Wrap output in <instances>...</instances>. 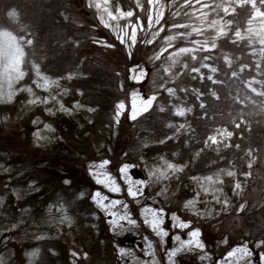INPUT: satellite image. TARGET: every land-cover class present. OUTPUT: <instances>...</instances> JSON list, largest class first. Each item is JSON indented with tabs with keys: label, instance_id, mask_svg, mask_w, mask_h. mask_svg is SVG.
<instances>
[{
	"label": "trees",
	"instance_id": "16d2710c",
	"mask_svg": "<svg viewBox=\"0 0 264 264\" xmlns=\"http://www.w3.org/2000/svg\"><path fill=\"white\" fill-rule=\"evenodd\" d=\"M163 2L173 4V0ZM87 4L88 0H0V31H11L14 35H23L25 39L33 40L32 46L25 45V69H30L33 63H37L48 76L59 78L72 73V80L60 81L62 90L67 89L64 93L67 106L71 107L80 102L85 108L95 109L94 112L81 109L80 112L85 114L73 116H47L38 112L42 120L53 127L56 134L52 145L44 149L32 144L31 134L34 129L31 120L34 114L22 127L7 129L0 124V162L7 169L6 174L0 172V197L3 198L1 220H6V223L12 226L17 225L16 228L19 226V232L31 222L41 223L40 226L43 227V221H46L51 208L60 204L80 223L91 221L92 216L97 214L91 198L100 190L89 171L96 160H109V173L119 179L120 168L127 161L141 164L144 160L152 163L163 156L169 161H174L173 163L188 165L185 173L180 174L181 179L177 180V186L174 188L176 192L170 204L174 209L180 210L182 201L191 197L184 188L191 176L213 174L219 168H228V162L234 161L237 176L232 178L225 175L222 178L225 181H242L244 190L240 195H233L231 188L228 189L229 195H233L234 206L230 215L216 219L222 222L216 236H228L229 240L236 241L244 234L245 228H256V222H264V107L261 104L264 97L256 96L245 88L240 79L231 77L232 69H228L223 60L224 55H228L243 80H264V62L259 60L258 55L251 54L252 47H249L246 41L240 42L239 45L226 43L212 53L200 54L201 57L206 54L213 56L214 59L208 63L224 70L218 72L215 77L223 83L213 85L205 79L201 84L199 79L191 80L192 74L189 72L184 83L189 87L200 88L205 93L202 97L206 104L204 110L199 108V102L194 96L189 97L194 106V113L188 119L196 129V136L191 142L181 138L179 141L172 140L165 145H159V139L172 135L165 122L169 119L172 122L182 120L170 117L167 113H159L157 104H154L149 113L143 114L135 121L131 120L133 95L142 88L136 83L132 73L143 69L147 73L143 85L145 91L151 95L157 94L158 100L168 99L167 94L160 88V84L168 79L163 72V67H167L169 63L168 53H164L161 60L154 63L149 60V57L165 46L163 37L170 34L167 26L165 32L161 33L152 45L138 41L134 47H126L120 44L112 30L103 27L94 7L88 8ZM143 4L147 9V0H143ZM181 4L183 0H176L170 9H165V21L168 26L173 22L198 24L197 21H190L185 17L183 11L175 21L172 20V13L179 9ZM120 6L124 10L132 9L141 14L135 8L134 0H120ZM238 12H241L238 26L243 30L247 27V17L242 10L238 9ZM64 15L68 19L65 20ZM141 15L146 28V14ZM138 36L141 39L150 38L142 33ZM196 38L193 36L191 39ZM105 42L115 47L106 48L103 46ZM178 46L187 44L181 42ZM253 47L258 49L260 45L257 43ZM188 62L192 63L190 58ZM257 62H261L260 70L255 67ZM241 64L248 65L242 73L239 72ZM178 68L179 66L173 69V72ZM202 71L205 77L210 74L207 69ZM29 79L30 76L25 82ZM253 86L260 88L258 84ZM209 88L217 92L219 100L210 95ZM79 92L83 95H79ZM245 94L256 103L244 100ZM233 97H239V100H234ZM120 103L124 104V111L117 123L115 112ZM8 109L0 107L4 113ZM233 118L237 123L243 120L240 129H235L231 123ZM220 126H227L229 130L234 131L233 147L223 149L219 155L215 151L205 150L199 158H195V153L204 147L203 140L213 133L215 127ZM144 143L150 146L145 148ZM236 143L241 144L243 151L235 148ZM249 147L255 158L251 169L247 167L249 158L245 155ZM244 172H251V176L245 179L241 175ZM65 180L70 183L65 184ZM30 185H34L39 191L30 190ZM14 190L20 194L19 200ZM241 204L245 205L244 211H238ZM24 209L29 211L25 213ZM102 221L99 220L100 224ZM205 234L215 236L208 228ZM98 236V239L92 236L89 240L92 244L91 251L96 253L101 250L98 240L105 239L108 243V239L104 238L109 236L104 225L100 226ZM48 242L43 241L45 248L56 250L62 255L58 260L67 263L66 247L61 242L47 244ZM30 245H35L32 240H23L20 245H16V254L20 257ZM19 261L23 264V260Z\"/></svg>",
	"mask_w": 264,
	"mask_h": 264
},
{
	"label": "snow or ice",
	"instance_id": "6c2138e0",
	"mask_svg": "<svg viewBox=\"0 0 264 264\" xmlns=\"http://www.w3.org/2000/svg\"><path fill=\"white\" fill-rule=\"evenodd\" d=\"M175 2L176 0H173V4H175ZM173 4H166L163 0H147L148 7L145 9L141 0H135V8L139 10V13L146 14V28L142 23V15L137 14V12L132 9H122L120 6V0H88L87 4L88 8L94 7L97 10L99 13L98 18L103 27L112 30L120 44L125 45L126 47H134L138 41L152 45L154 41L160 37L161 33L165 32L167 26V31L170 34L163 37L165 46L161 47L159 52H155L152 57H149V60L154 63L155 61L161 60L164 53H168V66H162L164 76L168 79L160 84V88L167 94L168 99L166 101L158 100L157 94H153L147 99L140 97L139 104H137L134 99L130 114V119L135 121L139 116L149 113V111L153 109L154 104H157L159 113H167L170 117L181 118L182 122H172L170 119L165 122V126L171 130L172 135H167L164 138L159 139L157 141L159 145H165L168 141L172 140L179 141L181 138L191 142L192 138L196 136V129L188 119L194 113V106L190 103L189 97L194 96L196 101L199 102V108L204 110L206 109V104L202 100V97L205 96V93L201 91L200 88L189 87L184 83V80L189 76V72L192 74L190 79L194 81L199 79L201 84L204 83L205 79L210 81L213 85L223 83L222 80L215 77L218 72L224 70L214 66V64L208 63V61L214 59L212 55L206 54L201 57V53H212L226 43L239 45L240 42L246 41L248 46L252 47L251 54L253 56L258 55L259 60L264 62V0H183V4L180 5V8L172 13V20L175 21L176 17H179L181 11H183L185 17H188L190 21H197L198 24L173 22L168 26L167 21H165V9H170ZM197 5L199 7H197ZM238 9L242 10L247 17V27L243 30L238 26V18L241 15V12H238ZM225 17L232 18L225 19ZM65 19L68 18L66 17ZM110 21L115 23H110ZM120 21H125V23L121 25ZM162 21H164V23H162ZM234 26L235 30L233 31ZM141 33L144 34V36H150V38L141 39L138 36V34ZM193 36L197 38L191 39ZM181 42L187 44V46H178ZM257 43L260 45L258 49L253 47ZM25 45L32 46L33 40L25 39L23 35H14L11 31H0V103H10L13 100V97L16 95V91L12 90L13 83L22 80L26 75L22 67L25 64ZM103 46L106 48L115 47V45L106 42ZM169 49H172V51H169ZM189 58L192 62L191 64L188 62ZM238 59L239 57H237V60ZM223 60L227 68L232 69L231 77L240 79V82L244 84L245 88L256 96L264 97V80H257L255 78H252L251 80H243L240 78L239 73L234 69V61L230 59L228 55H224ZM261 62L255 64L257 70L261 69ZM197 64H199V66H196ZM178 66V70L173 72V69ZM247 67V64H241L239 72H244ZM202 69H207L210 74L205 77ZM32 70L36 75V79L33 83L37 88L48 92L49 95L41 98L36 96L31 88L17 90H26L33 96V99L29 100V103H42L47 105L50 100L55 101L59 105L57 110L68 114H71L74 110L81 109L88 112L95 111V109L91 107L85 108V105L80 102H76L72 109L66 108L64 104L57 99V96L66 93L67 89H64L63 93L58 92L56 95L52 94L53 90L61 88L60 81L62 79L72 80L74 78L72 73H69L67 77L61 76L53 79L42 72L40 64L33 63ZM146 75L147 73L141 69L139 75L136 76L135 79L139 82ZM5 84L7 85V91L4 90ZM168 84L173 86H167ZM254 84L260 85V88L254 87ZM208 92L216 100L220 99L215 90L209 88ZM78 94L83 95L82 92H79ZM232 99L239 100V97H233ZM244 100L256 103L254 100H251L247 94H245ZM261 104L262 107H264V101H262ZM46 111L51 112L52 110L46 109ZM123 111L124 104H118L115 112L117 123H119V117ZM197 118L203 119V117ZM231 123L235 126V129H240L243 120H240V122L237 123L236 119L233 118ZM45 127L48 126L46 125ZM233 137L234 131L229 130L227 126L215 127L213 133L207 135V138L203 140L204 147L195 153V158H199L201 153L205 152V150L215 151L219 155L223 149H231L233 147ZM143 146L147 148L150 145L144 143ZM235 148L243 151L242 146L239 143L235 144ZM173 155H177V153H173ZM245 155L249 158L247 167L251 169L255 162V158L250 147ZM159 159L163 161V167L148 168L147 162H145L149 181L138 179L133 182L128 176L129 169L132 166L124 164L120 168V172L123 174L122 178H126V182L129 184L127 195L133 200H136L137 203H139L137 198L144 195L143 186L146 183L170 181L172 179L179 180L181 179L180 174L185 173V170L188 168L187 164L173 163L166 160L163 156ZM109 163V160H103L98 165H94L93 167L96 170L92 174L95 176L97 184H103L108 191L112 193H120L121 189L118 186L116 179L105 171ZM228 163V168H219L213 174L206 176L193 175L190 177L192 181L198 184L200 190L205 195L212 194L213 199H215L217 203L222 204V210L229 209L231 204L230 199L224 194L222 187L224 179L222 177L226 175L227 177L235 178L237 176L235 162L229 161ZM241 175L247 179L251 176V172H244L241 173ZM64 183L69 184L70 181L65 180ZM134 185H138L139 187H134ZM29 187L30 190L39 191L34 185H30ZM167 190V186H165L161 190V193H157V195L165 194ZM232 191L233 195H240L243 191L242 183L239 180H236ZM14 194L18 200L21 198L20 194L15 192V190ZM200 194L201 192L198 191L193 199L186 200L184 207L195 210L196 202L199 199ZM221 197H223V199H221ZM165 198L167 197L165 196ZM92 199L98 207L106 213V215L112 217V219L108 220V223L112 226L113 230L116 228L123 229L121 221H126L128 225L133 227L137 225L136 220L131 218V214L128 211V204L123 203L118 199L109 200L108 196L102 195L99 191L92 196ZM105 201L109 202L105 203ZM0 203H2V198H0ZM121 204L125 210L123 214L111 211L116 208L117 205ZM59 210L62 211V206ZM244 210L245 205L241 204L238 211ZM23 211L27 213L29 210L24 209ZM197 214H200L198 210ZM141 215L144 217V224L151 228L156 236L160 238V242L163 245L165 243V238L169 236V231L164 228L165 210L163 208L146 207L142 209ZM63 219L67 220L69 223L71 222L70 218L66 215ZM170 219L173 228L183 230L190 226L189 223L181 220L175 213L171 215ZM16 226L17 225H13L12 229ZM12 229L7 230L11 231ZM187 235V240L181 239L180 235H174L172 237L174 246L167 252L168 264H177L176 257L180 253L193 252L196 250H200L203 253L199 256L201 261H210L211 257L204 252L205 244L200 239V230L198 228L192 229ZM6 243L7 238H5V244ZM145 243L147 249L145 255L151 256L152 259L150 261H139L138 264H158L155 259V254L151 251L153 245L148 241L147 237H145ZM225 243H227V241H225ZM262 245H264V241H260L257 244V247ZM119 252L121 257L129 255V253L125 252L124 248H120ZM30 255L34 257L36 253L33 252ZM72 255L76 256L77 253L73 252ZM86 255L87 254H85V256ZM229 258H233V260L230 262ZM225 261L226 264H239L240 261H243L244 264H255L253 253L249 250L246 244L235 247L229 251L225 257ZM0 264H4L3 257H0ZM260 264H264V253L260 254Z\"/></svg>",
	"mask_w": 264,
	"mask_h": 264
},
{
	"label": "rangeland",
	"instance_id": "374dc122",
	"mask_svg": "<svg viewBox=\"0 0 264 264\" xmlns=\"http://www.w3.org/2000/svg\"><path fill=\"white\" fill-rule=\"evenodd\" d=\"M141 3H143V0H141ZM96 10V9H95ZM97 11V10H96ZM99 16V13H98ZM106 18V16H105ZM110 23H115L110 21ZM125 21H120V24L123 25ZM139 35V34H138ZM23 70L25 71L26 75L25 77L18 81L13 83V89L16 91V95L13 97V100L10 103H0V107L6 106L9 108L5 113L0 110V124H2L7 129H15L16 127H22L27 119L30 118L31 115L34 114V117L31 120V125L34 127L35 132L32 135V141L35 146L39 148H47L52 145V143L55 141V130L50 124L43 123V120L40 117V113L42 112L45 115L50 116H56L60 114H64L67 116H73L79 113L85 114V112H80V110H74L71 112V114L64 113L61 111H58L59 105L55 101H51L44 105L42 103L37 104H31L29 103V100L33 99V96L28 91H17L19 89H28L31 88L32 92L35 93L36 96H39L41 98L48 96L49 93L43 91L42 89H39L36 87V85L33 83V81L36 79V75L32 68H26L25 64L22 66ZM140 73V70L134 71L132 73L133 78L135 79L136 76H138ZM30 76V79L28 82H25L27 77ZM51 78L55 79L53 75L50 76ZM146 76L137 82L142 86V88H139L132 98L131 101V111L133 106V100L135 99L137 104H139V98L143 97L144 99H147L149 96H151L149 93L145 91L143 88L144 80ZM4 90L7 91V85H4ZM63 93L62 88L55 89L52 91L53 95H56L57 93ZM140 93V94H139ZM57 99L64 104L66 108L72 109L73 105L71 107H68L66 104V96L65 94H61L57 96ZM46 109H51L52 111H46ZM142 116V115H141ZM140 117V116H139ZM138 117V118H139ZM137 118V119H138ZM48 127H45V126ZM1 160V159H0ZM167 160V159H166ZM101 161L96 160L95 163L90 167V175L93 178L94 182L96 183V178L92 174L96 169L93 167L94 165H98ZM169 161V160H168ZM131 162V161H130ZM174 162V161H170ZM129 161L126 162L128 164ZM133 163V164H132ZM128 165H131L132 167L129 169V171L132 168H136L143 172L145 174L144 181H149L148 177V171L145 167V161H141V165L138 163L132 162ZM148 168H156V167H163V161L157 160L152 163H147ZM2 169V170H1ZM6 166L0 162V172L6 174ZM105 171H108V167H106ZM110 174V173H109ZM123 176V174H122ZM120 178V180L116 179V182L118 186L120 187L121 191L120 193H112L108 191V189L103 184H97L100 186L104 191L101 192L102 195L108 196L109 200L118 199L121 200L123 203L128 204V211L131 214V218L135 219L137 222V225L135 227L130 226L127 224L126 221H121V224L123 225V229L116 228L115 230L112 229V226L109 225L108 220L112 219L110 215H106L104 211H102L98 205L94 202L95 206L100 211V217L105 220V224L107 228L109 229L110 233L114 236H122L125 234L133 235L136 232H140L142 230V226L144 228H148L151 232V228L144 224V217L141 215L142 209L146 207L151 208H163L166 207V205L169 204V202L172 200V198L175 196L176 190V184L172 186L173 181L176 179H172L170 181H160V182H148L143 186L144 195L141 197H138L139 203H137L136 200H133L131 197L127 195V189L129 184L126 182V178ZM128 176L130 177L129 173ZM131 178V177H130ZM154 179V178H153ZM131 180L134 182V180L131 178ZM234 181H225L222 185L224 194L230 199L231 204L229 209L222 210V204L217 203L215 199H213L212 194L205 195L199 188L198 184L194 181H189L188 183L184 184V188L191 194V198L193 199L196 196V192L200 191V197L196 202L195 210L191 208H185L183 207L182 213L174 212L181 220L189 223V227H191L190 217H194L195 219H198L199 222H204L207 220H216L220 218L223 215H230L234 206L233 203V195H229L228 189H233V186L235 184ZM241 182V181H240ZM242 186H243V182ZM167 186V192L162 195H157V193H161V190ZM134 187H139L138 185H134ZM244 190V188H243ZM165 196L167 198H165ZM223 199V197H221ZM109 201H105V203H108ZM168 203V204H167ZM2 207V203H0V210ZM61 209V208H59ZM55 210L52 209L49 214L47 215L46 221H43L44 226L41 227V223L31 222L29 223L24 230L20 231L18 230V227L12 229V224H7L6 222H1L0 224V247L2 248V252L0 253V257H3L4 264H20V262L17 261L15 254V248L16 245L27 241L32 240V244H35L31 247V249L28 251L26 249L23 252V258H25V264H57L55 263L51 258L56 256V252L47 251L44 250L40 245L43 243V241H59L62 244H64L68 248V256L70 258L71 263H75L76 260H81L84 262V264H96L93 257L85 256V254L89 253V251L92 250V244L88 242L90 238L89 232L91 229L95 230L97 232L98 226L97 223L94 222L92 224H83L78 222V219L74 217L73 215L69 214L65 209L62 208L61 210ZM165 210V209H164ZM197 210L200 214H197ZM111 211L117 212L118 214H123L125 211L123 208V205H117L116 208L112 209ZM165 221L168 219L171 221V214L167 213L165 211ZM67 216L70 218L71 222L69 223L67 220H64L63 217ZM186 215H189L190 217H186ZM97 219V218H95ZM260 227L264 228V222L259 221L257 222ZM171 231H183L186 232L187 229H177L173 228L172 224L170 225ZM220 224L216 225V230L218 231ZM12 229L11 231H8L7 229ZM19 232V233H18ZM152 235L155 234L154 232L151 233ZM39 237V238H38ZM245 237L254 240V244L257 245L260 241H264V238H262L259 235H254V230L246 229L245 231ZM5 238H7V243L5 244ZM79 239V240H78ZM249 247V244H246ZM263 246V245H262ZM35 252L36 255L32 257L30 254ZM77 253L76 256H73L72 253ZM117 252V251H116ZM101 257H97L95 260H99ZM106 264H115L116 260H109ZM113 261V262H111Z\"/></svg>",
	"mask_w": 264,
	"mask_h": 264
},
{
	"label": "flooded vegetation",
	"instance_id": "af4514ba",
	"mask_svg": "<svg viewBox=\"0 0 264 264\" xmlns=\"http://www.w3.org/2000/svg\"><path fill=\"white\" fill-rule=\"evenodd\" d=\"M170 221L165 222L164 228L169 230ZM176 235V233H171L169 231V236L165 238V243L162 245L159 237H147L148 241L152 243L153 247L151 251L155 254V259L158 264H168L167 262V252L174 246V242L172 237ZM181 239L186 240L185 236H180ZM133 239V243H127L125 245L121 244L122 239H118L114 243L113 252H104L100 255L101 259L97 262V264H106L109 260H116L115 264H138L139 261H150L152 259L151 256H146L145 251L146 243L145 237L140 236H130V240ZM205 244V243H204ZM120 248H124L126 253L129 255L121 257L120 252H114L119 250ZM204 252H206L211 260L201 261L199 256L203 253L200 250H196L193 252H182L176 257L177 264H226L225 257L227 253H223L221 255L218 254V247L216 244H211L207 246L205 244ZM260 254L261 253H253V258L255 260V264H260ZM95 256L97 254H91ZM90 255V256H91ZM233 258H229L231 262ZM111 261V262H113ZM239 264H244L240 263Z\"/></svg>",
	"mask_w": 264,
	"mask_h": 264
},
{
	"label": "water",
	"instance_id": "95a60500",
	"mask_svg": "<svg viewBox=\"0 0 264 264\" xmlns=\"http://www.w3.org/2000/svg\"><path fill=\"white\" fill-rule=\"evenodd\" d=\"M131 175H132L133 178H135V179L142 178L141 173L138 172V171H132V172H131Z\"/></svg>",
	"mask_w": 264,
	"mask_h": 264
}]
</instances>
